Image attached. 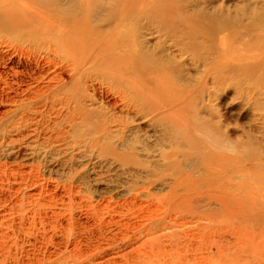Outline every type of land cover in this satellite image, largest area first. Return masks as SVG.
Instances as JSON below:
<instances>
[{
  "label": "bare ground",
  "instance_id": "bare-ground-1",
  "mask_svg": "<svg viewBox=\"0 0 264 264\" xmlns=\"http://www.w3.org/2000/svg\"><path fill=\"white\" fill-rule=\"evenodd\" d=\"M257 1L262 4L240 0L230 7L211 4L208 10L198 3L190 10L177 4L159 17L155 10L166 0H0V61L28 67L36 81L49 77L26 98H43L56 108L73 144L127 162L131 158L115 150L118 144L132 150L127 138L132 132L126 133L135 120L147 119L144 128L193 133L195 127L181 118L190 109L197 126L215 136L227 113L198 100L215 102L219 87L233 88L232 98L248 97L251 91L243 84L263 87L264 95V3ZM237 27L255 32L251 47L237 44L239 34L222 36ZM185 58L195 73L185 70ZM102 95L117 101L105 97L104 105ZM225 143L216 147L229 151ZM215 158L224 166L216 178L245 192L246 185L234 179L248 174L241 173L232 154ZM188 169L162 196L144 188L148 202L138 205L149 217L154 214L144 232L161 233L143 243L142 256L157 264H214L230 248L257 254L261 243L242 227V198L229 199L227 189L213 188L207 169ZM204 199L217 205V213L200 209ZM230 222L238 226L230 228Z\"/></svg>",
  "mask_w": 264,
  "mask_h": 264
},
{
  "label": "rangeland",
  "instance_id": "rangeland-1",
  "mask_svg": "<svg viewBox=\"0 0 264 264\" xmlns=\"http://www.w3.org/2000/svg\"><path fill=\"white\" fill-rule=\"evenodd\" d=\"M179 1L166 0L155 14L166 17L168 8L177 4L190 10L198 3L208 10L211 4L230 7L241 3ZM234 33L239 34L238 45L251 47L255 32L237 27L221 34ZM183 60L188 63L184 66L188 73L197 71L186 58ZM27 68L0 61V264H157L144 258L141 251L143 243L161 231L144 232L154 214L149 217L138 204L148 202L144 188L155 197L162 196L175 179L187 175L191 166L194 170L207 169L208 183L217 190L227 189L229 199L242 198L246 204L242 227L261 243L257 254L230 248L214 264H264L263 87L253 90L243 84V89L251 91L250 96L237 99L232 98L233 88L219 87L215 102L197 101L227 113L224 127L215 136L197 126L198 119L190 109L181 118L195 127L193 133L159 126L144 128L147 119L131 122L126 134L132 132L127 137L132 150L119 144L115 150L131 158L123 162L111 155L101 156L96 147L73 144L68 137L70 130L56 119V108L43 98H26L29 92L47 85L49 78L36 81ZM105 97L117 101L110 95ZM105 97L100 99L103 104ZM236 141L241 144L231 148ZM222 142H227L229 151L216 147ZM221 153L232 154L241 173L248 174L247 178H233L246 185L245 192L216 178L220 160L215 156ZM211 161L215 163L210 165ZM130 201L136 205H128ZM216 206L204 199L200 209L205 212ZM205 223L203 218L201 224ZM227 225L238 226L232 222ZM70 227L71 232H67ZM225 236L233 241L231 235Z\"/></svg>",
  "mask_w": 264,
  "mask_h": 264
}]
</instances>
